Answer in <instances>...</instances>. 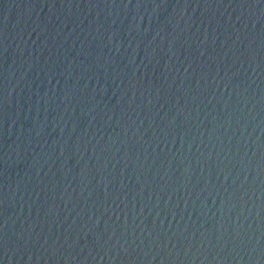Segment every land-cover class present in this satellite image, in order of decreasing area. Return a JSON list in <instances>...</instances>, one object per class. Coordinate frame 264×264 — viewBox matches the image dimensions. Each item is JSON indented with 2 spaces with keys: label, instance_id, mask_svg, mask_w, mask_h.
I'll use <instances>...</instances> for the list:
<instances>
[{
  "label": "water",
  "instance_id": "water-1",
  "mask_svg": "<svg viewBox=\"0 0 264 264\" xmlns=\"http://www.w3.org/2000/svg\"><path fill=\"white\" fill-rule=\"evenodd\" d=\"M0 264H264V0H0Z\"/></svg>",
  "mask_w": 264,
  "mask_h": 264
}]
</instances>
